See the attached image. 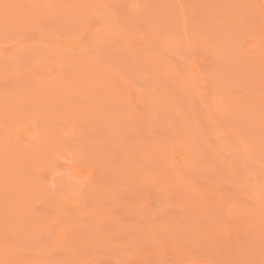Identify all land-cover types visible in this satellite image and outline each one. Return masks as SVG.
<instances>
[{
  "label": "rangeland",
  "instance_id": "rangeland-1",
  "mask_svg": "<svg viewBox=\"0 0 264 264\" xmlns=\"http://www.w3.org/2000/svg\"><path fill=\"white\" fill-rule=\"evenodd\" d=\"M0 264H264V0H0Z\"/></svg>",
  "mask_w": 264,
  "mask_h": 264
}]
</instances>
